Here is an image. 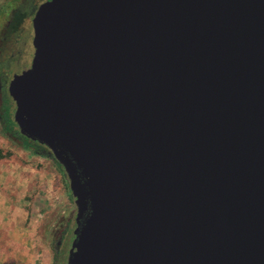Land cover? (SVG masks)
Returning <instances> with one entry per match:
<instances>
[{
	"label": "water",
	"instance_id": "obj_1",
	"mask_svg": "<svg viewBox=\"0 0 264 264\" xmlns=\"http://www.w3.org/2000/svg\"><path fill=\"white\" fill-rule=\"evenodd\" d=\"M27 36L6 91L75 208L59 264H264V0H42Z\"/></svg>",
	"mask_w": 264,
	"mask_h": 264
},
{
	"label": "rangeland",
	"instance_id": "obj_2",
	"mask_svg": "<svg viewBox=\"0 0 264 264\" xmlns=\"http://www.w3.org/2000/svg\"><path fill=\"white\" fill-rule=\"evenodd\" d=\"M41 1L0 0V54L12 55V64L23 59L19 62L20 69H27L30 65L31 55L25 52L28 23L31 13ZM24 52L26 56L22 58ZM0 161L17 162L23 166L29 183L24 197V227L20 230L28 251L27 260L16 261L12 257L0 264H59L60 249L75 212L62 171L44 148L39 154L24 149L19 137L10 138L1 127ZM0 253H4L3 250ZM10 253L20 252L10 248Z\"/></svg>",
	"mask_w": 264,
	"mask_h": 264
},
{
	"label": "crops",
	"instance_id": "obj_3",
	"mask_svg": "<svg viewBox=\"0 0 264 264\" xmlns=\"http://www.w3.org/2000/svg\"><path fill=\"white\" fill-rule=\"evenodd\" d=\"M24 170L17 162L0 161V251L4 252L0 253L2 263L12 257L16 261L22 258L27 260L28 256L26 246L24 247L25 239L21 237L23 233L20 231L24 227V197L29 185ZM10 248L17 249L20 253L12 254Z\"/></svg>",
	"mask_w": 264,
	"mask_h": 264
},
{
	"label": "flooded vegetation",
	"instance_id": "obj_4",
	"mask_svg": "<svg viewBox=\"0 0 264 264\" xmlns=\"http://www.w3.org/2000/svg\"><path fill=\"white\" fill-rule=\"evenodd\" d=\"M0 58H1V60H0V127H1V129L6 128V124L4 123V121L2 119V114L6 109L9 122L11 123V125H10L11 129H10L9 133H7V135L9 134L11 137L17 138V137H21V136H19L17 129H16V126L12 122V118H11L12 103H11V100L8 97L7 91H6L10 68H11V66L13 67V65H15L17 63L12 64V55L11 56H8V55L4 56L3 54L2 55L0 54ZM7 68H9L8 71H5Z\"/></svg>",
	"mask_w": 264,
	"mask_h": 264
},
{
	"label": "trees",
	"instance_id": "obj_5",
	"mask_svg": "<svg viewBox=\"0 0 264 264\" xmlns=\"http://www.w3.org/2000/svg\"><path fill=\"white\" fill-rule=\"evenodd\" d=\"M16 28L17 27V24L15 26H13V28ZM14 28V29H15ZM3 58V57H2ZM2 119L4 121V123L6 124V128H2V131L7 134L9 133L11 127V123L9 122V119H8V115H7V110L5 109V111L3 112L2 114ZM9 135V134H8ZM10 136V135H9ZM10 138H13L10 136ZM21 139V144L22 146L24 147V149H28V150H31L33 153H41V150L42 148L39 147L38 145H35L34 143L30 142L29 140L27 139H24L23 137H19ZM56 164V163H55ZM57 167H59L57 164H56ZM64 176V175H63ZM65 186H66V182H65ZM66 190H67V187H66Z\"/></svg>",
	"mask_w": 264,
	"mask_h": 264
}]
</instances>
